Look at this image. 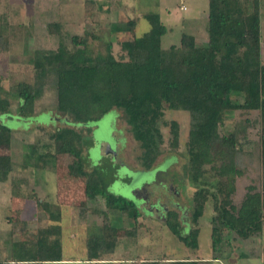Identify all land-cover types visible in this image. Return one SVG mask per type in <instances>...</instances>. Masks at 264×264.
I'll list each match as a JSON object with an SVG mask.
<instances>
[{
	"label": "rangeland",
	"instance_id": "374dc122",
	"mask_svg": "<svg viewBox=\"0 0 264 264\" xmlns=\"http://www.w3.org/2000/svg\"><path fill=\"white\" fill-rule=\"evenodd\" d=\"M84 1L0 0V36L4 37L8 46L6 52L0 53V91L8 95V111L13 115L10 120L0 117L11 134L9 145L0 147V261L29 259L33 253L34 259H40L44 257L43 248L48 255L56 258L82 261L87 256L85 239L99 235L97 227L106 222L115 230L112 258L132 260L135 257L196 256L202 259L216 257L221 264H264V217L260 234L247 239H239L233 233L223 231L214 252L210 248V200L205 203L202 216L197 220L199 234L196 251L186 249L168 232L164 224V207L175 213L181 227H191L189 214L195 187L189 181V175L199 172L206 177L210 169V165L204 164L206 159L232 157L231 151L223 149L217 138L206 140L208 153L201 148L192 152L186 146L189 127L186 112L163 108L159 124L162 152L152 166L155 168L150 171L142 170L138 143L132 139L119 111H116L115 119L114 112H109L97 123L86 127L66 125L63 121L69 119L55 109V93L52 85L47 84L49 78L41 96L34 102L32 116L25 119L14 116L18 102L17 85L25 83L31 86L35 81L30 60L34 49L54 51L59 44L71 49L70 37H81L85 28L87 33L94 35L85 43V49L94 55H104L106 45L111 43V53L117 60L122 56L118 43L129 38L127 33H122L127 28L126 21L135 19L134 35L140 37L149 30L148 23L142 18L147 13L157 14L167 30L160 39L161 50L177 46L182 33L192 35L198 46L204 45L206 19L203 12L207 11V0H108L106 3L96 0L101 3L96 17L99 25L95 27L85 26L82 21ZM258 3V49L260 62L264 63V0H258ZM48 22L58 23L59 26L58 35L50 39L45 37L44 32V25ZM255 120V112L234 111L224 115L218 128V135L222 136L245 125V139L239 140L243 154L239 168L242 175L235 178L231 198L235 207L247 186L259 189ZM170 123H176L178 129L174 150L168 147ZM57 128H71L86 138V148L83 147L81 153L83 161L59 155L54 157L52 170L41 169L40 164L36 166L34 158L47 153L54 155L53 133ZM103 145L108 146L112 153L110 157L102 152ZM31 150L35 156L28 159ZM113 154H116L115 158ZM37 160L47 161L49 157ZM6 165L9 169L2 170L1 166L5 168ZM33 165L35 167L31 168ZM92 170L104 180L107 193L132 202L139 210L135 238H126L123 232L125 227L129 229L132 226V221L114 218L99 198L92 203L85 202V208L94 209V215L79 216L77 207L83 202L84 175ZM143 195L144 206L151 211L140 205L144 201ZM157 203L162 204L161 207L156 206ZM103 211L107 215L105 219L101 216ZM42 216L49 218L50 231L59 232L48 239L54 243H43L41 232L37 242L24 247L25 241H31L27 232H36L35 220ZM25 221L23 231L27 232L22 233L21 224ZM55 244L60 249L53 252Z\"/></svg>",
	"mask_w": 264,
	"mask_h": 264
},
{
	"label": "trees",
	"instance_id": "16d2710c",
	"mask_svg": "<svg viewBox=\"0 0 264 264\" xmlns=\"http://www.w3.org/2000/svg\"><path fill=\"white\" fill-rule=\"evenodd\" d=\"M97 5L96 0L83 2L82 21L85 26L99 25L96 21ZM206 15V39L202 46L196 44L192 35L182 33L177 46L161 50L160 39L167 30L157 14L147 13L142 18L148 23L149 30L140 37L134 35L135 19L126 21L127 28L122 33H127L129 38L118 43L122 54L119 60L111 53V43L106 45L104 55L87 51L85 43L94 35L87 33L86 28L81 37H70L71 49L62 44L54 51L35 48L30 58L35 81L31 86L25 83L17 85L18 102L14 116L21 119L32 116L34 102L41 96L49 78L47 84L52 85L55 93V109L69 119L63 121L66 125L86 127L97 123L109 112H114L115 119L116 111H119L132 139L138 143L142 170L150 171L155 168L152 166L162 152L159 124L163 108L186 112L189 118L186 146L192 152L201 148L208 153L206 140L217 138L223 149L231 151L232 157L206 159L204 164L210 165L206 177L199 172L189 175L188 179L195 187L189 214L191 227H181L175 213L169 210L164 213V224L186 249L196 251L197 220L202 216L205 203L210 200V248L214 252L223 231L231 232L239 239H247L261 231L264 217V63L260 62L258 49V0H207ZM58 31V23L44 25L47 39L57 36ZM4 40L0 36V52H6L8 48ZM7 97L0 91V117L10 120L13 115L8 111ZM234 111L256 113L253 126H257L255 143L260 168L259 189L247 186L237 207L231 198L235 178L242 175L239 168L243 154L239 140L245 139V125L226 135H218L224 115ZM3 123L0 120V147L9 145L11 138L10 130ZM177 131L176 123H170L168 147L171 150L177 147ZM85 139L71 128H57L53 133L54 155L35 156L31 150L27 157L35 156L36 166L40 164V168L45 170L54 168V157L59 155L83 161L81 153ZM47 156V161L37 160ZM1 167L2 170L9 169V165ZM106 187L98 172L92 170L84 175L83 202L77 207L79 216L94 215V209L85 208V202L92 203L99 198L114 218L132 221V226L129 229L125 227L123 232L124 237L135 238L139 210L132 202L107 193ZM101 216L107 218L105 211ZM25 224H21V231ZM97 228L99 235L85 239V261H101L114 251V228L106 222ZM49 229L42 233L45 244L54 243L48 239L59 234L58 230ZM27 234L31 241H25L24 247L37 242L41 235ZM58 249L55 244L53 252ZM43 250L44 257L40 259H34L33 253L29 259L14 262L9 258L0 264H43L63 260ZM130 264L199 262L187 256H162L160 259L135 257Z\"/></svg>",
	"mask_w": 264,
	"mask_h": 264
},
{
	"label": "crops",
	"instance_id": "0c3cea01",
	"mask_svg": "<svg viewBox=\"0 0 264 264\" xmlns=\"http://www.w3.org/2000/svg\"><path fill=\"white\" fill-rule=\"evenodd\" d=\"M107 1L108 0H101V2H105V3ZM206 16H207L206 13L203 12V17H205V19H206ZM0 56H1V54H0ZM41 219L35 220L37 222V224H36L37 229H36V232H35L36 234H40L41 232L47 233L46 229L47 228H51V225H50L51 223H49L50 220H49L48 217H46V216L43 217L42 216ZM25 223H26V221H25ZM48 233H50L49 230H48ZM9 234H11V232H9ZM11 235H12V237L14 236L13 234H11ZM10 242H11V239H9V237H8L9 245H10ZM110 256L104 257L103 260H101V261H85V258H83L82 261H80V260L63 259L62 261H58V262H44L43 264H126V263H130V261H131V260H125V259H122V258H112ZM141 258H143V257H141ZM191 259L197 260L199 262V264H221L220 263L221 261L219 260V258H215V257L214 258L211 257V259H209V258L202 259V258H199V257L195 256L194 258H191Z\"/></svg>",
	"mask_w": 264,
	"mask_h": 264
},
{
	"label": "flooded vegetation",
	"instance_id": "af4514ba",
	"mask_svg": "<svg viewBox=\"0 0 264 264\" xmlns=\"http://www.w3.org/2000/svg\"><path fill=\"white\" fill-rule=\"evenodd\" d=\"M102 152L105 154V156H107V157H110L111 155H112V153L110 152V150H109V148H106L105 147V145H103V147H102ZM116 155V154H115ZM115 155L113 154V157L115 158ZM136 194L138 193L137 191L135 192ZM147 195V194H146ZM141 197H143L144 198V201L142 202H140V205L142 206V207H144L146 210H148V211H151L150 209L151 208H146L145 206H144V204H145V195H143V196H141ZM161 205L162 204H159V203H157V205L156 206H159V207H161ZM162 211H163V214L166 212V211H168V209H166L165 207L164 208H162Z\"/></svg>",
	"mask_w": 264,
	"mask_h": 264
},
{
	"label": "water",
	"instance_id": "95a60500",
	"mask_svg": "<svg viewBox=\"0 0 264 264\" xmlns=\"http://www.w3.org/2000/svg\"><path fill=\"white\" fill-rule=\"evenodd\" d=\"M105 147H106V148H108V146H107V145H106Z\"/></svg>",
	"mask_w": 264,
	"mask_h": 264
}]
</instances>
